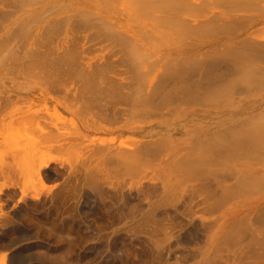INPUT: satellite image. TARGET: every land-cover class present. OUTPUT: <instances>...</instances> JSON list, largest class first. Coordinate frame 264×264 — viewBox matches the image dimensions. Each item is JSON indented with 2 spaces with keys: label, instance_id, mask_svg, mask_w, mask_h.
<instances>
[{
  "label": "rangeland",
  "instance_id": "obj_1",
  "mask_svg": "<svg viewBox=\"0 0 264 264\" xmlns=\"http://www.w3.org/2000/svg\"><path fill=\"white\" fill-rule=\"evenodd\" d=\"M7 1L10 2L11 0H0V40L5 39L2 40L4 42L0 43V46L2 45L0 50L3 48L5 49L1 51L4 53L0 52V264H264V143L261 142L262 137L264 138V113H190L192 110H199L197 107H200V105L210 110H215L218 107L217 105H221L220 108L226 110L234 106L244 105L241 99H244L245 103L246 101H260L261 96L264 95V86L262 87L261 85H264V82L262 78L261 81L263 83H259L260 79L256 80L257 78H255V75H258L260 71H257L264 66L262 60L259 61V59H254L256 63H252L254 60L251 59V65L258 64L261 66L259 69L256 67L257 73L252 72L253 70L255 71L253 67V70L249 71V76L253 77V79L255 78L254 85H256V87L252 84L246 87L247 85L244 83L243 86L240 85V87L236 85V88L244 89V86L246 87L245 89L247 91L244 89L245 92L240 89L243 93L242 95L241 92L240 95H238L239 89H237L236 92L235 88V91L232 90V93H235V95L233 94L234 96L225 97L226 94V96L232 95L230 90L231 87L227 86V84L223 86L225 92L224 90L221 92L219 88L221 93L219 92V94L217 92L219 95L214 94V97L206 91L208 95L212 96L211 99L218 96L220 99L223 97L221 101L227 102L225 103L226 105L223 102L218 104L220 100L217 98L216 101L209 99L208 106H206L208 102L205 99L204 104L201 103L198 105L197 99H195L194 96V98L189 96L192 92V89H189L190 93L188 96L196 101V103L194 101V104L193 101L186 102L187 99L189 100L188 96H186L187 99H182L181 94H179L180 96L174 97L173 99L164 101L157 99L155 101L157 102L155 105L156 108L150 109V105H146V109L147 106L149 107V113L142 106L141 108H143L146 113L144 110V113L142 111L141 113L138 111L136 113H131L136 105H141V101L139 100V103L136 102V105L133 104V107L129 110V103H126L129 100H125L132 95L130 93L134 95V93L138 91L131 92L134 85L133 88L129 90L132 84L131 86L129 85V89L128 86L127 88L124 87L126 84H123V82L127 83L129 80L130 83L133 82L132 78L128 79L129 76H133V73L130 74L128 72L130 66L128 68V63H125L123 60V51L128 49V47H125V50H123L122 47L120 48V45H117L124 40L118 43L114 42L113 36H116L115 33L110 36L113 38L108 39L105 38L106 36H104L105 39L102 36H100L102 38H99V36L95 34L96 30L98 31L99 28H103V26H99L101 22H99L96 17L98 15L101 16L100 13H107V16L108 14L110 15L108 12L114 10L113 4H109L107 7H105V5L104 7L100 5L101 9L100 6H97L98 8L96 7V11L99 12V14L96 12L97 16L95 13H93L92 16L90 14H87V17L84 16V18H88L87 21L83 18L84 24L82 27L84 28L85 25L86 29H79L81 25L78 29H72L73 26L69 25L70 20L73 22L76 18L70 16V18L66 20L67 22H65V19L74 11L77 12L81 10L76 4L64 2V5L70 4L69 6H71V8L65 7V9L61 2L58 6L57 4L59 1L54 0H36V2L33 0V3L31 2L33 5L30 3L31 0H29L30 5H28V2V4L24 5L26 2V0H24V2H20V6H17L20 0L18 2L17 0H13L10 3ZM14 2H16L15 5L12 4ZM263 2H260L261 5L257 4L258 6H256V4H254V6H264ZM111 5L113 6L112 8H110ZM207 6L208 5H204V12L211 9ZM59 7H61V10L58 9ZM181 7L182 6H180V8ZM187 7L190 9V12H194V10H192L193 6H186V8ZM197 7L199 8V6H196V9ZM253 7L251 10L255 9V7ZM62 8L65 10H62ZM107 9L109 11H107ZM182 9L183 8H181V10L179 9V15L182 13ZM183 10H185V8ZM199 10H197V12ZM251 10H249V14L246 15H255L252 19L257 18L256 14L264 13V9L261 7L260 10L259 8ZM5 12H7V16ZM190 12L188 13L189 15H186L187 13L184 12L185 14H182V17L188 18L189 21H192L191 23L185 19L184 21L183 18H177V15L175 16L178 20H182L179 21H184L183 24L180 22L183 26L179 25L175 17L173 18V20L176 19L174 21H177L175 23L170 19V23H173L174 28L172 24L171 26L169 25L170 23L167 24L168 26L166 25L169 20H164L167 26L164 27L165 25H161L162 23L159 21V23H157L155 19L144 22H140L141 20H134L135 23H133V20H130L131 22L125 21L123 29H129V25L130 27L133 26L134 28H132L133 31L131 32L120 31V28L115 26L116 29L119 30L118 32L126 33L124 38L127 35L132 37H130V40L128 37L127 41L129 40V43L124 41L125 46H130L134 41L133 44L138 43V45H142L141 47L134 45L135 47L137 46L142 49L146 48L143 51H140L137 47L134 48V50L138 51L140 54L144 55L149 52H151L149 54L153 52L157 53L151 55L153 57L149 54L150 57H148L147 54L146 56L144 55L147 62L144 61L145 63L143 62V66L140 64L143 68L141 70L139 69V71L142 73L143 70L151 66L149 65L147 67L149 63H152L151 60L155 61L154 58L160 61L158 63L156 60L157 63H155L157 65L155 64V68L153 67L154 63H152L153 71L151 67V69L148 68L150 70L147 69L151 71V76H149L150 74L144 76L142 74V77H140L144 79L146 76L144 80H146L147 83H144L145 85L148 86L149 82H152V80L158 82L161 78L159 74L162 72L166 75L168 74L167 70H170V66H167L169 69L165 70L164 64L165 62L167 63V60L169 62L170 58L171 62H173L172 64L170 62V64L173 66L176 65L174 62L180 59V61H177L179 67L182 65H180L182 61L181 57L183 60L185 56L191 59V54H193L191 57L194 58V55L198 53L199 56H197L198 54L196 55V61H201L202 57V60L204 59L205 61V59L209 57H200V52L209 48L211 41H215L217 37L227 38L232 35L231 33H239L243 28V26H241L242 28L240 27L241 24L239 22L241 21L242 24L245 23L244 25L253 22H250V20H246L247 22H243V20L236 21L240 25H236L237 27L234 26V29H236L234 32L227 33L225 32V28H228L227 24L229 22L231 24L234 22L235 24L233 20L234 17L229 16L226 18L227 22L219 20L214 22L216 28L221 22L227 23H224L226 24L225 28L224 24L221 23V27L219 28L224 29L216 35L219 28L216 30L214 25L212 27L213 23H210L211 25L208 24L209 26L207 24H205L206 26L204 25L207 31H214L212 28L215 29L213 33L210 31V33L203 31L204 26L201 29L200 26L196 28V26L194 27L193 25L196 22L199 23V20H203L202 18L207 15H200L197 12V14L192 12L193 16H191L192 13ZM1 14L3 16H1ZM194 14L200 17H194ZM27 15L28 18H26ZM61 16H64L65 19L62 17L63 20L60 19V21H57L58 19L56 18H61ZM89 16H91V18ZM93 16L96 17L94 18ZM82 17L78 16L79 21H77L76 26H78V22H80ZM92 17L97 20V23L99 22L97 25L99 26L98 29L90 26L92 24L91 21L94 23L92 25H96V21H93ZM98 18L100 19L101 17ZM55 19L58 23L62 22V26L63 23H65V27H61L62 29L59 31L55 30V28L51 29V27H54V24H56L54 22ZM90 19L92 20L90 21ZM87 23L91 24L88 25ZM141 23L144 26L148 24H159L161 27H157L154 31H147L145 28H142ZM185 23L187 26L189 25L188 23H190V25L192 24L193 27L196 28V31L201 29L202 34L206 32V38L201 37L204 34H200L201 32L199 31L198 34L201 36L197 35L192 25V32H190L191 28L190 30H188L189 28L185 29ZM230 23L228 26L230 25L233 27ZM177 24L183 28L178 27ZM49 25L51 26L49 27ZM86 25L87 27L90 26V28L88 27L87 29ZM169 26L170 28H168ZM44 27H48L50 30ZM177 27L178 29L182 28V31L179 32L178 29H176ZM74 30H80L82 32ZM102 31L100 32L102 33ZM177 31L179 33H173ZM226 31H229V28ZM46 32L47 34L50 33L51 35H49L51 37L47 35ZM100 32H98L99 35H101ZM170 32L173 33L171 34L172 40L180 38L178 39L179 42L181 39H187L190 44L186 43V46H184L187 40L182 41L183 45L178 43L176 39L174 41L170 40V35H168ZM185 32H189L190 34L194 32L196 35L192 36L194 33L191 34V36L188 34V37V35H186L187 33L185 35L181 34ZM259 32L262 34L261 36L264 37V32L261 30ZM259 32H256L257 35ZM162 33H168L167 37H169V40L172 41L173 44L168 38H164L167 44L160 45V42H164V40L161 41L164 37H162ZM214 33L215 36H213ZM256 33L254 37H256ZM141 34H143V36L148 34L149 39L151 38L150 35H152V37L155 35V37H158V41L160 36L162 38L159 43L151 38V45V43H148L150 42L148 40V35H146V41L145 37ZM106 35L108 36L109 34ZM181 35L186 36V38H183ZM155 37L153 39H155ZM136 38H140V40L138 41ZM257 38L259 40L260 37L257 36L256 39ZM131 40L133 41L131 42ZM259 41L264 40L261 39ZM11 42H13V44H11ZM191 42H193V45ZM3 43H5V47ZM133 44H131V47H133ZM121 45H123V43ZM54 46H56V48ZM58 46L60 48H58ZM73 46L77 48L75 50L76 52L74 51L75 54L73 52L74 55H72V50H70L75 49ZM38 50H42L39 53L40 55L34 54L36 52L38 53ZM55 50L57 52L59 51V54L56 53L57 55H60V52H62V56L69 53L67 55L69 57H65L67 59L71 56L69 61H72L71 59L73 58V62L74 59H76L75 56L79 57L81 53V57L84 60L77 57L75 63L80 62L81 64L79 63V66L82 70L87 65L88 68L85 67L83 70L84 72L85 70L89 72L94 68H98V66H94L93 69L91 68L96 62L97 64L99 63L100 69L102 68L100 63L103 65L105 62H107L105 65L110 62L114 63L109 64V66L115 65V68H107L104 65L107 69L113 70L111 73L108 71V73L106 68H103L107 72V75L109 74L108 78L106 77L107 82L111 79L112 84L106 82L102 86L107 87L102 88H108L111 96L110 98L114 100L115 98H112V95L117 93L114 91L118 89L116 87L120 84L121 86L123 85L122 88H124H120L121 86L119 85V89H122L119 90V92L122 91L121 93H125V91H127V93L130 94L129 97L127 96L124 99L123 95H119L120 97H118L121 99L118 97L116 98L121 100V104H117V101H120L116 99V104L114 103V106H110L115 108L110 109L109 104L105 101L108 97H105L104 102L102 98H98L100 97L98 94V100L100 101L101 99V101L104 102L101 108L103 106L106 107L102 112L106 111L107 113H97V108L98 112H100L101 109L96 107V103L93 104L95 106L91 108V112L89 110L90 107L87 106L88 102L86 103L85 100H87L89 96L93 97L89 95V92L92 91L91 88H94L93 86L96 85L95 83L97 81L94 82L93 85L90 82L92 76L89 77V82L88 80H84L87 77H83V74L77 73L79 72L78 70L76 72L75 69L77 66L75 63L74 65L72 64V66L69 64V68L67 67L68 65H64L62 69H59L61 71L56 70L60 74L55 72L54 68L50 70L51 66L48 64L46 65L43 61H45V57L50 59L52 57L51 55L56 52ZM77 50L80 52L79 54ZM44 51H46L45 54ZM52 51L55 52L53 53ZM22 53L24 56L28 54L27 57L25 56L22 58ZM31 53L33 54L32 57ZM226 53L227 52H225V54ZM230 53L231 52H228L226 55L224 54V56ZM137 54L138 53H136V55ZM13 55L15 57L20 56L22 61L20 59H15V61ZM44 55L47 56L44 57ZM159 55L161 57L163 55V58L159 59ZM175 56H177L176 59L174 58ZM38 57L39 59L36 61ZM140 57L138 56V58ZM172 57L174 59H172ZM42 58L44 59L42 60ZM135 59L136 61L138 60L137 58ZM225 59H227V62L230 56L228 55ZM131 60L133 61V59ZM136 61L134 62V66ZM10 62L11 65H9ZM21 62L24 63L21 65ZM29 62H34V64ZM37 62L41 65L39 66ZM82 62L85 63L83 66ZM248 62L249 63L246 62V65H249L242 68V70H244V73L241 72L242 74H247L245 70H250V60ZM195 64L196 66L199 64L198 67L200 66V68H198V71H200L195 74L194 72H196V69H194V72H191L197 76H199V73L203 75L204 70L202 68H204V66L200 63ZM184 65L188 67L189 64L187 65V63H185ZM10 66H13V69ZM21 66L23 71L19 72L18 68L22 70ZM26 66L30 67L28 68ZM163 66L165 68L164 70L162 69ZM173 66H171L172 71L176 67L178 69V66L172 69ZM193 66L192 64V67ZM66 67L67 69H65ZM192 67L190 65L187 70L190 71ZM221 67L224 68L226 72V69L231 66L221 65L220 68ZM89 68L92 70H89ZM63 69L65 71H63ZM262 69L264 70L263 67L261 70ZM69 70L70 74H73L71 77L68 73ZM215 70L216 69H214V71ZM218 70L220 69H217L216 72H218ZM129 71L131 72L132 70ZM148 71L144 73H148ZM172 71L169 72L174 73V71ZM228 72L231 71L228 70ZM62 73L68 75L65 76V74ZM76 73L78 76L80 74L83 76L78 77ZM176 73L180 74V72H175L174 74ZM192 73L191 76H194ZM235 73L238 72L235 71ZM241 73L239 72L238 74L241 76ZM95 74L97 75V73H94V76ZM178 74L174 77L176 80L182 75L181 74L179 77ZM217 74H219V72ZM217 74L213 72V75L217 76ZM63 75L65 78L68 77L69 79L66 81ZM157 75H159L158 77L160 78H157ZM185 75L190 76L187 74ZM94 76L92 79H94ZM139 76H141L140 73ZM208 76H210V74ZM232 76L233 75H230V77ZM100 77L101 76L98 77L97 75L95 79H100V82H102ZM210 77L209 80L213 78L212 76ZM59 78L64 82H60L61 80ZM79 78H81V80L83 78L84 81H82L85 85L80 82L81 80H79ZM136 78L137 80L135 81H140L138 79L139 77L136 76ZM166 78L164 77V79ZM194 78L198 79L196 76H194ZM194 78L188 82L195 80ZM202 78H204V76ZM206 78L208 79L207 76ZM180 79L181 81L185 80L184 82H187V77L184 79L181 77ZM223 79L226 80V76ZM178 80L177 83L180 82L182 84V82ZM238 80L240 81L241 79ZM238 80L236 81V83L238 82L237 84H239ZM75 81L77 85H75ZM93 81L94 80H92V82ZM104 81L105 78L103 83ZM228 81L231 84V81ZM159 82L157 84L154 83V85H158ZM86 83L91 84V87ZM229 83L228 85H230ZM240 84L242 83L240 82ZM259 84L261 85V89L258 87ZM160 85L161 84L158 85L159 90H161ZM225 86H227V88ZM251 86L258 90L253 89V91L250 90L248 92ZM113 87L116 88V90H113ZM88 88L91 91L87 90L86 92ZM161 88H163L162 85ZM110 89L115 94H113L112 91L111 94ZM82 90H84V92ZM229 90L230 92H228ZM254 90L257 92L254 93ZM92 92V95H94L95 91ZM97 92L98 91H96V93ZM194 93L193 91V95ZM244 93H250V95L244 96ZM160 94L162 95L163 93H159L158 91L155 96H160ZM7 95H13L14 98L10 97L12 100L14 99V101L11 100L12 102H10V97L8 98ZM202 96L200 97L201 99L205 98L204 96L202 98ZM205 96L208 100V96ZM94 97L92 99H97ZM224 97L226 99H224ZM108 100L110 101L109 98ZM182 100H184V102H182ZM110 102H112L110 103L111 105L114 101ZM210 102H212L211 105ZM216 102L217 105H214ZM84 107L88 108L89 113H86L88 112L86 111L87 109H85L86 112L84 111ZM123 108L128 109L130 113H127L128 111L126 112V110L121 113V110H118H123ZM111 110H113L114 113H111ZM114 110H118L119 112L115 113ZM151 110L154 111L151 112ZM252 132H256L255 134H257V132L261 133L259 136L257 135L259 139H256L257 141L254 146H249L250 148L248 149L236 148L233 142L238 140V137L246 139V135L248 134L249 136ZM45 140L49 143H45ZM150 141L151 143H149ZM39 145H41V147ZM46 145H48V147ZM33 157L36 158V161ZM45 163H48V167L42 170L43 178L41 179L38 172ZM251 171H253V173L255 172V174L250 173ZM249 175H252L257 181H252V177ZM247 176L250 177V179L248 177L250 182H247ZM239 177H242V179L246 177L247 180L245 181L247 184L244 183V185ZM257 177L260 179H257ZM244 179L243 182H245ZM236 180L241 181L240 186L238 185L239 181ZM220 188H222V193ZM226 188L227 190L231 188V195L224 192ZM232 191L234 192L232 193ZM227 192H229V190ZM226 195L228 196L226 197ZM241 220L243 222H241ZM239 222H241L240 225ZM244 224L247 225L245 226ZM233 228L237 231L240 230V234L237 233L236 230L234 231ZM233 231L236 233H232ZM231 234H234V236Z\"/></svg>",
  "mask_w": 264,
  "mask_h": 264
},
{
  "label": "bare ground",
  "instance_id": "obj_2",
  "mask_svg": "<svg viewBox=\"0 0 264 264\" xmlns=\"http://www.w3.org/2000/svg\"><path fill=\"white\" fill-rule=\"evenodd\" d=\"M6 1V0H5ZM11 1H13V0H11ZM10 1V2H11ZM19 0H17V2H18ZM22 1L24 2V0H20L19 2H18V4H17V6H20V4L22 3ZM35 2H36V0H34ZM38 1V0H37ZM40 1H43V0H40ZM54 1H59V3L57 4L58 6H59V4H63L64 5V2H71L72 4H76V5H78L79 6V8L82 10V12H81V10H79V11H77L78 12V14H77V12L76 11H74L73 13H71V14H69V16H68V18H66L65 19V15L64 16H61V18H56V19H58L57 21H60V19L61 20H63L62 19V17L65 19V22H67L66 20L67 19H69L70 18V16L72 17L73 16V18H76V20L75 21H71L70 20V24L69 25H71V26H73L72 27V29H78L79 28V26H80V28L79 29H81V28H83L82 26H83V22H84V19H85V21H87L88 20V18H86L87 17V14L89 15H91L92 16V14L93 13H95V15L97 16V13L99 14V12H97L96 11V7L98 6H102V7H104V5H105V7H107V5L109 6V4H113L114 5V7L111 5L110 6V8H112L113 7V11L112 12H108V13H110V15L108 14V16L106 15V14H102V13H100L101 14V16H95L96 17V19H98V21L99 22H101L100 23V25L99 26H103V28L101 29V28H99V26H97L98 24H99V22L97 23V20L96 19H93V17H92V19H93V21H96V25H92V24H94L91 20L92 19H90V21H91V23H87L88 25H90L91 27H94V28H96V29H98V31L96 32L95 31V34H97L98 36H99V38H104V36H106L105 38L106 39H108V38H113L114 37V42L115 43H118L119 41L121 42V40H124L126 43H129L130 41V35L128 36H126L125 38H124V36L126 35V33L124 34V33H121V32H118L119 30L121 31H133V29L132 28H134L133 26L132 27H130V25H129V29L127 28L126 30H124L123 29V25H124V23H125V21L126 22H131L130 20H133V23H135L134 22V20L136 21V20H141L140 22H144V21H147V20H153V19H155V21H157V23H159V22H161L162 24L161 25H165V23L166 22H164V20H169V22L167 21V23H166V25L167 24H169L170 23V19L172 20V22L173 23H175V22H177V21H174V20H176L178 17H180V18H183L182 17V14H185L184 12H186L187 14L186 15H189L188 13L190 12L189 10V8H188V10H187V8H186V6H189V7H191V6H193L191 9L192 10H194V12L193 13H195V14H204V15H207V16H204L202 19L203 20H199V23L198 22H196V23H194L193 25H194V27L196 26V28H199L198 26H200L201 27V29L203 28V26L205 25V24H209V25H211L210 23H213L212 24V27H213V25H214V22H216V21H226V18L227 17H234L233 18V20L235 21V24H234V22L231 24L230 22V24L231 25H233V27H231L230 25V27L228 26V24L226 23V22H221V23H226L227 24V27L229 28V31H226L228 28H225V26H226V24H224V28L226 29L225 30V32H234V30H236V29H234V26H236V25H240V27L241 26H243V28L241 29L240 27V32L239 33H237V34H233V33H231L232 35H230L229 37H227V38H216L215 39V41H211V43H210V47L209 48H207L206 50H204L203 52H200V57L201 56H207V57H209L208 59H205V61H204V59L202 60V58H201V61H196V57L197 56H199V54L197 55V54H195L194 55V58L193 57H191L193 54H191V56H190V58L191 59H189V58H187L186 56V58L184 57V60H183V58L181 57V62H180V67L178 66V63H177V61H180V59H178V60H176V62H174L176 65L175 66H173V65H171L173 62H171V58L169 59L170 61L168 62V60H167V63L165 62V68H164V66H163V70L165 69V70H167V69H169L170 68V70H167L168 71V77H167V75L165 74V73H163L162 71V75L161 74H159L160 76H161V78L160 77H158L159 75H157V78H160L159 80H158V82H159V84H161L162 85V87L163 88H161V85H160V89L162 90H159L158 88V85H154V83L155 84H157L158 82H156V80H155V82L152 80V82H149V84H148V86L147 85H145L146 83H147V81L146 80H144L145 78H146V76L144 77V79L143 78H140V77H142V74H143V76L144 75H149L150 74V72L151 71H148V70H150L151 68H152V63H154V65H153V67L155 66V64L157 63L156 62V60H157V58H154L155 59V61H152L151 60V64L149 63L148 65H147V67L149 66V65H151L150 67H148V68H150V69H148V68H146V70H143V72L141 73V71H139V69L141 70L143 67H141V66H143V62L144 61H146V54H144V55H142V54H140L138 51H136V50H134V48H136L137 46H142V45H138V43L137 44H133V40H131V44H133V47H131L132 45L130 44V46H125L124 45V41H122L121 43H119V44H117V45H120V48L122 47V49L123 50H125V47L127 48L128 47V49H126L125 51H123L124 52V56H123V60H124V62L125 63H128V68H129V66H130V68H129V70H132L131 72L128 70V72L130 73V74H132L133 73V76L131 75V76H129L128 77V79H131L132 78V81L133 82H127V83H124L123 81V84H126V86L124 85V87H126L127 88V86H128V89L130 88V86H131V84H132V86H131V88L129 89V90H131L132 88H133V85H134V88L131 90V92H135V91H137V93L135 92L134 93V95H133V93H130V94H132L130 97H132V98H130L129 97V93H127V91H125V93H121V92H119V90H122L123 88H122V86L120 85V84H118V86L116 87V88H118L117 90H116V88H114L113 87V90H116V91H114L115 93H113V91L110 89V93H111V91H112V93L113 94H115V95H112V98H115L114 100L112 99L111 100V96H110V94H109V90H108V88H106V89H103V88H105V87H107V86H102V85H104L106 82H107V80H106V77L108 78V75H107V72L108 71H110V73H111V71H113V70H111V69H107V68H111V67H114L115 65H113V66H109V64H114V63H112V62H110V63H108V64H106L105 65V63H107V62H105L104 63V65L107 67H105L102 63H100V65H102V68L100 69V67H99V63L97 64V62H96V64H94V63H91V64H94V65H92V69L94 68V66L96 67V66H98V68H94L93 70L92 69H90L89 68V70H92V71H89V72H86V70H85V72L83 71L84 70V68L85 67H87V65L83 68V70H82V68H80V66H79V63H75V61H76V59H77V57L75 56V58L76 59H74V62H73V58L71 59L72 61H69L70 60V58H71V56H70V58H67L66 59V57L65 56H67L68 54H65V55H61V53L62 52H60V55H57V54H59L56 50V52L54 53L53 51V53L55 54H52L51 56L53 57H48V58H50V59H47V57H45V56H47V55H44V57H45V61H43V63L45 62L46 63V65L48 64L49 66H51L50 67V70H51V68H54L55 69V72H57L56 70H59V69H62V67H64V65H68L67 67L69 68V64H71V66H72V64L74 65V63H75V65L77 66L76 67V72H77V70L79 71V72H77V73H81V74H83L82 76L83 77H87V78H85L84 80H88L89 79V77H91V80H90V82L94 85V82H96L95 84L96 85H92L94 88H91V90L92 91H95L94 92V95H92L93 94V92L88 88V89H86V92H87V90H89V91H91V92H89L88 94L89 95H91V96H95L96 98L98 97L97 95L99 94V96L100 97H98V98H102L103 99V101L105 100V97H108L109 99H110V101H114L113 102V104H111L110 105V103H112V102H110L109 100H108V98H106L107 100H105L106 102H107V104H109V108L111 109L112 107H110V106H114L115 104H116V97H118L119 95H123L124 96V99H125V97H129V98H126L125 100L127 101V99L129 100V101H125V100H122V101H125L126 103H129L128 104V106L130 107V109H129V107H128V109L129 110H131V107H133V104L134 105H136L135 103L136 102H138L139 100L141 101V105L139 104L138 106L136 105L135 107H134V109L131 111V113H136L137 111L139 112V113H141V111L143 112V108H141V106L142 107H144L145 109H146V105H150V109H152V108H156L155 107V105L157 104V102H155L157 99L158 100H161V101H164V100H167V99H173L174 97H177V96H180L179 94H181V98L183 99H185L186 98V96H188L189 95V91L191 90L192 92V94L190 93V97H195V99H197L196 101H197V103H198V105L199 104H201V103H205V100L208 102H206L207 104H206V106H208V104H209V99H211L212 98V96L214 95V94H217V95H219L223 90H224V88H223V86L225 85V84H227V86H229V87H231L230 88V90H231V93H232V90L233 91H235V88H236V85L238 86L239 85V87H240V85L241 86H243V83L244 84H246L247 86L246 87H248L249 85H254V82H255V78H257L256 80H259L258 82L259 83H261L262 81H261V79L263 78V82H264V70H263V72H262V70H261V68L263 67L264 68V66H259L258 64H252L251 65V59H255V60H257V59H259V61H261L262 60V63H264V41H259V40H264V37L263 36H261L262 34H260V30L261 31H263L264 32V13H259V14H256V19L254 18V19H252V17H254V16H248V15H246V14H249L248 12H249V10H251V8L254 6V4H256V6H258V5H261V1L263 2L264 0H54ZM8 2V1H7ZM10 2H8V3H10ZM21 2V3H20ZM29 3V0L27 1L26 0V2L24 3V5L25 4H28ZM33 3V0H31L30 1V3ZM61 2V3H60ZM6 3V2H5ZM30 3L28 4V5H30ZM31 3V4H32ZM37 3H39V2H37ZM264 3V2H263ZM1 4V3H0ZM12 4H16V2H14V3H12ZM258 4V5H257ZM3 5V4H2ZM10 5V4H9ZM23 5V4H22ZM33 5V4H32ZM63 5H60V6H63ZM68 5V6H67ZM65 4L64 5V7L63 8H67V7H69V8H71V6H69L70 4ZM201 5H203V6H201ZM204 5H208L207 7H210L211 9H207L206 11L207 12H204V10H205V8H204ZM251 5H252V7H251ZM4 6H5V4H4ZM92 6V7H91ZM101 6H100V9H101ZM180 6H182L181 8H185V10H183L182 9V13H180V15H179V9L181 10V8H180ZM196 6H199V8L197 7V9H196ZM256 6H254L255 7V9H252V10H256V8L258 9L259 8V10H260V7L261 8H263L264 9V6H259V7H256ZM97 7V8H98ZM195 7V8H194ZM202 7H203V9H202ZM253 7V8H254ZM47 8V7H46ZM62 8V10H65V9H63ZM68 8V9H69ZM74 8V7H73ZM90 8H91V10H90ZM93 8V9H92ZM54 9V8H53ZM56 9V8H55ZM59 10H61V7H59L58 8ZM95 9V10H94ZM106 9V8H105ZM196 9V10H195ZM199 9H201V10H199ZM58 10V11H59ZM103 10V9H102ZM197 10H199L198 12H197ZM251 10V11H252ZM262 10V9H261ZM40 11V10H39ZM95 11V12H94ZM107 11H109L108 9H107ZM184 11V12H183ZM258 11V10H257ZM47 12V11H46ZM60 12V11H59ZM75 12H76V15H75ZM91 12V13H90ZM97 12V13H96ZM105 12V11H104ZM192 12H190V13H192ZM197 12V13H196ZM6 13V16H7V12H5ZM193 13L191 14V16H193ZM10 14V13H9ZM8 14V15H9ZM47 14V13H46ZM45 14V15H46ZM49 14V13H48ZM74 14V15H73ZM195 14H194V17H197V16H195ZM177 15V18L175 17ZM1 16H3L2 14H1ZM66 16V17H67ZM75 16V17H74ZM78 16L79 17H82V19L84 18V16H86L83 20L81 19L80 20V22H78V26H76V24H77V21H79V18H78ZM91 16H89L90 18H91ZM5 17V16H4ZM31 17V16H30ZM94 17V18H95ZM98 17H101L100 19L98 18ZM176 18V19H174L173 20V18ZM198 17H200V16H198ZM197 17V18H198ZM3 18V17H2ZM26 18H28V15H27V17ZM25 18V19H26ZM73 18H71V19H73ZM56 19H55V23L56 24H54V27H51V29L52 28H55V30H60V29H62L63 27H65V23H63V26H62V22L60 23H58V22H56ZM187 20V21H189V19L188 18H183V20ZM245 19V20H244ZM74 20V19H73ZM101 20V21H100ZM162 20H163V22H162ZM178 20V19H177ZM179 20H181V19H179ZM178 20V23H179V25H182L183 23H184V21L183 22H181V21H179ZM232 20V19H231ZM241 20H243V22H247L246 20H250V22L251 21H253V22H251V23H248V24H246V25H244V24H242L241 22ZM21 21H23V20H21ZM89 21V22H90ZM116 21H117V23H116ZM159 21V22H158ZM186 21V22H187ZM202 21V22H201ZM236 21H241V22H239L240 24H238V22H236ZM64 22V21H63ZM76 22V23H75ZM81 22H82V24H81ZM182 24H181V23ZM190 23L192 22L191 20L189 21ZM75 23V24H74ZM102 23H104V24H102ZM173 23H170L169 25L171 26V24H172V27L174 26L173 25ZM190 23H188L189 25H190ZM221 23L219 24V26L217 27V28H219V27H221ZM237 23V24H236ZM26 24V23H25ZM73 24V25H72ZM102 24V25H101ZM137 24V23H136ZM197 24V25H196ZM74 25H75V27H74ZM138 25V24H137ZM141 25H142V23H141ZM161 25H159V24H152V25H150V24H148V25H142V28L144 29H146L147 31H154V30H156L157 29V27H161ZM164 26V27H167V26ZM186 25V26H185ZM188 25V26H189ZM192 25V24H191ZM191 25L188 27L187 26V24L185 23L184 24V26L186 27H184L185 29H188V30H190V28H191ZM193 25H192V27H193ZM208 25V26H209ZM51 25H49V27H50ZM53 26V25H52ZM90 26H88L89 28H90ZM115 26H118V28H120L119 30L118 29H116V27ZM170 26L168 27V28H170ZM176 26V25H175ZM177 26H178V24H177ZM183 26V25H182ZM182 26H178V27H182ZM206 26V25H205ZM205 26H204V30L203 31H206V32H208V33H210V32H215V29H213L212 28V30H214V31H210V30H208L207 31V29L205 30ZM223 26V25H222ZM62 27V28H61ZM86 27H87V25H86ZM88 27H87V29H88ZM163 27V26H162ZM178 27L176 28V29H178ZM193 27V29L195 30L196 28H194ZM237 27V26H236ZM44 28H48V27H44ZM174 28V27H173ZM183 28V27H182ZM182 28H180V29H178V31L180 32V31H182ZM210 28V27H209ZM208 28V29H209ZM214 28H216V26L214 25ZM217 28H216V30H217ZM223 28V29H224ZM232 28V29H231ZM238 28V29H239ZM70 29V28H69ZM83 29H86L85 28V25H84V28ZM101 29V30H100ZM114 29H116V30H114ZM175 29V30H176ZM192 28H191V31L190 32H192V30H193ZM201 29L199 30L198 29V31L199 32H201L200 34H202V31H201ZM211 29V28H210ZM223 29H218V31L216 32V35H217V33L219 34L220 33V31L222 32L223 31ZM48 30H50L49 28H48ZM103 30V31H102ZM109 30V31H108ZM111 30H113V31H111ZM184 30V29H183ZM231 30V31H230ZM259 32V34H260V36H259V34L257 35V31ZM74 31H77V32H79L78 30H74ZM100 31H102V33L100 32ZM173 32V33H179V32ZM187 31V30H186ZM198 31H194V32H196V34L197 35H200V34H198ZM210 31V32H209ZM55 32V31H54ZM80 32H82V31H80ZM98 32H100V34L101 35H99V33ZM109 32V33H108ZM193 32V33H194ZM206 32H204L202 35L203 36H201V37H205V33ZM23 33V32H22ZM52 33V32H51ZM109 34L108 36L106 35V34ZM114 33L116 34V36L114 35ZM172 32H170V34H168V33H162V37L160 36V38H159V41L161 40V38H162V40L161 41H163L164 40V42H160L159 43V41H158V37H155V35L152 37V35H150L151 36V38H152V40H156V42L157 43H159L160 45L162 44V45H164V44H167L166 43V40L164 39V38H168V40H169V37H167V34L168 35H170V40H172V36H171V34H173ZM187 33V34H186ZM193 33H191V34H193ZM256 33V37L258 36V37H260L259 38V40H258V38L256 39V37H254V34ZM262 33V32H261ZM46 34H47V32H46ZM50 33H48L47 35H49ZM104 34V35H103ZM119 34V35H118ZM122 35V37H121V35ZM182 35H188V34H190L189 32H185L184 34L183 33H181ZM191 34H190V36H191ZM195 33H194V35H192V36H195L196 35ZM207 34V33H206ZM51 35V34H50ZM49 35V36H50ZM111 35H114L113 37H110ZM142 36H143V34H141ZM146 35H148V34H146ZM143 36V37H145V40L147 39L146 37L147 36ZM161 35V34H160ZM176 35V34H175ZM177 35H179V34H177ZM181 35V36H182ZM209 35H211V34H209ZM229 35V34H228ZM263 35H264V33H263ZM100 36H102V37H100ZM180 36V37H181ZM212 36V35H211ZM213 36H215V33L213 34ZM13 37V36H12ZM11 37V38H12ZM51 37V36H50ZM128 37H129V40L127 41V39H128ZM155 37V39H153ZM183 38H186V36H182ZM188 37H189V35H188ZM187 37V38H188ZM210 37V36H209ZM261 37H263V38H261ZM104 38V39H105ZM118 38V39H117ZM124 38V39H123ZM132 38V37H131ZM151 38L149 39V35H148V40L150 41V42H148L149 44L151 43V45H152V41H151ZM177 38H178V36H177ZM198 38V37H197ZM206 38V37H205ZM116 39V40H115ZM137 39V38H136ZM174 39V38H173ZM176 39V38H175ZM174 39V40H175ZM178 39H180V38H178ZM178 39H176V41L178 42ZM190 39V38H189ZM195 39V38H194ZM199 39V38H198ZM2 40H5V39H1L0 40V43H2V42H4V41H2ZM7 40H8V38H7ZM16 40V39H15ZM19 40V39H18ZM138 41L140 40V38L139 39H137ZM169 40V41H170ZM174 40H172V41H174ZM187 39H181V40H179V42L178 43H180L181 45H183V43H182V41H186ZM259 41V43H258V41ZM117 41V42H116ZM147 41V40H146ZM168 41V42H169ZM172 41H170L172 44H173V42ZM188 41L189 40H187L185 43H184V46H186L185 44L186 43H188ZM7 42H9V41H7ZM17 42V41H16ZM22 42V41H21ZM169 42V43H170ZM261 42V43H260ZM123 43V45H121ZM125 43V44H126ZM192 43V45H193V42H191ZM4 44V47H5V43H3ZM8 44V43H7ZM11 44H13V42H11ZM23 44V43H22ZM74 44H75V42H74ZM188 44H190V42L188 43ZM195 44V43H194ZM9 45V44H8ZM18 45V44H17ZM21 45V44H20ZM127 45H129V44H127ZM134 45H137L136 47L134 46ZM196 45V44H195ZM2 46V45H1ZM1 46H0V48H1ZM23 46V45H22ZM21 46V47H22ZM39 46V45H38ZM41 46H42V44H41ZM124 46V47H123ZM178 46V45H177ZM205 46V45H204ZM204 46H202V47H204ZM14 47V46H13ZM36 47V46H35ZM34 47V48H35ZM47 47V46H46ZM55 48H56V46H54ZM53 47V48H54ZM144 47V46H143ZM200 47V46H199ZM198 47V48H199ZM206 47V46H205ZM3 48V47H2ZM15 48V47H14ZM37 48V47H36ZM35 48V49H36ZM58 48H60L59 46H58ZM57 48V49H58ZM73 48H75V46H73ZM131 48H133V49H131ZM137 48H139V47H137ZM156 48V47H155ZM4 49V48H3ZM3 49H1L0 50V52L3 50ZM10 49V48H9ZM8 49V50H9ZM29 49H31V48H29ZM38 49V48H37ZM36 49V50H37ZM77 48H75L74 50L73 49H70V50H72V55H74L75 54V50H76ZM140 49V51H143L144 49H146V48H139ZM139 49H137V50H139ZM5 50V49H4ZM13 50V49H12ZM12 50H11V52H12ZM26 50V49H25ZM34 50V49H33ZM33 50H32V53H33ZM54 50V49H53ZM62 50V49H61ZM60 50V51H61ZM133 50V51H132ZM17 51V50H16ZM21 51V50H20ZM23 51V50H22ZM35 51V50H34ZM39 51V50H38ZM40 51H42V50H40ZM40 51L37 53H34V54H38V55H40L39 53H40ZM47 51V50H46ZM46 51H44V54H45V52ZM75 51V52H74ZM146 51V50H145ZM202 51V50H201ZM28 53H30L29 51H27ZM73 52H74V54H73ZM225 52H231L230 54H228L229 56H230V59H228V61L226 62V60L227 59H225L226 57H228V55L227 56H224V54H225ZM1 53H4V52H1ZM31 53V54H32ZM51 53V52H50ZM57 53V54H56ZM70 53H71V51H70ZM77 53L79 54L80 52H78V50H77ZM126 53V54H125ZM136 53H138V54H140V55H138L140 58H138V56L136 55ZM149 53H151V52H149ZM148 53V54H149ZM226 53V54H227ZM234 53V54H233ZM10 54V53H9ZM14 54H15V52H14ZM17 54V53H16ZM19 54H21V53H19ZM25 54V53H24ZM31 54H29V55H31ZM63 54H64V52H63ZM147 54V56L148 57H150L151 55H155V54H157V53H155V52H153L152 54H149L148 55ZM225 54V55H226ZM28 55V54H27ZM27 55H25L26 57H27ZM37 55V56H38ZM197 55V56H196ZM215 55V56H214ZM218 55V56H217ZM14 56V55H13ZM17 56H19V55H17ZM22 58L23 57H25L24 55H23V53H22ZM33 56V54L31 55V57ZM214 56V57H213ZM28 57H30V56H28ZM67 57H69V56H67ZM73 57V56H72ZM142 57H144V58H142ZM147 57V58H148ZM151 57H153V56H151ZM159 59H162L163 58V55H162V57L159 55ZM176 57L177 56H175L174 58L176 59ZM199 57V58H200ZM213 57V58H212ZM36 58V57H35ZM35 58H33V59H35ZM79 59L80 58H82L81 57V53H80V55H79V57H78ZM135 58H137L138 60L136 61V59ZM173 57H172V59H174ZM212 58V59H211ZM7 59V58H6ZM9 59V58H8ZM12 59V58H11ZM19 60L20 59V56L19 57H15L14 56V60ZM39 59V57L36 59V61ZM44 58H42V60H43ZM83 59V58H82ZM131 59H133V61L135 60L136 61V63H135V66H134V62L131 60ZM149 59V58H148ZM147 59V60H148ZM153 59V60H154ZM13 60V61H14ZM15 60V61H16ZM21 60V59H20ZM84 60V59H83ZM194 60V61H193ZM250 60V70H245V71H247V74L245 73V74H242L241 72H243L244 73V70H242V68H245V66H248V65H246L247 63H249L248 61ZM255 60H254V62H252V63H256L255 62ZM4 61H5V59H4ZM12 61V62H13ZM22 61V60H21ZM27 61V60H26ZM31 61H34V60H31ZM35 61V62H36ZM40 61V60H39ZM79 61V60H78ZM158 61V60H157ZM189 61V62H188ZM192 61V62H191ZM6 62V61H5ZM9 62V61H8ZM41 62V61H40ZM147 62V61H146ZM156 62V63H155ZM160 61H158V63H159ZM170 62H171V64H170ZM200 63L201 65H203L204 66V68H202L201 70L203 71V75L201 74V73H199L198 75L199 76H197V75H195L197 72H199L198 71V68H200V66L198 67V65L199 64H197V66H196V64L195 63ZM204 62V63H203ZM247 62V63H246ZM15 63V62H14ZM22 63H24V62H21L20 64L22 65ZM29 63H33L34 64V62H29ZM38 63V62H37ZM42 63V62H41ZM145 63V62H144ZM185 63H187V65H188V67L187 66H185L184 64ZM194 65L193 67H192V64ZM203 63V64H202ZM258 63V62H257ZM16 64V63H15ZM78 64V65H77ZM81 64V63H80ZM83 64H85V63H83L82 62V66H83ZM140 64H141V66H140ZM168 64V65H167ZM225 64V65H224ZM3 65H4V62H3ZM9 65H11V62H10V64ZM29 65V64H28ZM38 65H39V63H38ZM41 65V64H40ZM39 65V66H40ZM45 65V64H44ZM45 65V66H46ZM157 65V64H156ZM190 65H191V67L193 68H190L189 70L190 71H188L187 69L190 67ZM231 66V67H229V68H227L226 70V72H225V70H224V68H220V66ZM13 66H14V64H13ZM12 66V67H13ZM18 66V65H17ZM23 66H25V65H23ZM32 66V65H31ZM34 66V65H33ZM37 66V65H36ZM139 66H140V68H139ZM167 66L169 67V68H167ZM171 66H173L172 67V69L173 68H175L176 66H178V69L179 70H182V71H179L178 69H177V67L173 70L174 71V73L175 72H180V74H178V73H176V74H174V73H170L172 70H171ZM196 66V67H195ZM203 66H201V67H203ZM5 67V66H4ZM9 67V66H8ZM11 67V66H10ZM11 67V68H12ZM26 67H30V66H26ZM67 67L65 68V69H67ZM75 67V66H74ZM106 68V71L104 70L105 68ZM137 67H138V71H137ZM187 67V68H186ZM217 67H219V68H217ZM255 69V71L253 70V68ZM256 67H257V69H259V67H261L260 68V70H258L257 71V69H256ZM6 68V67H5ZM21 68H22V66H21ZM34 68V67H33ZM39 68V67H38ZM73 68V67H72ZM88 68V67H87ZM104 68V69H103ZM115 68V67H114ZM136 68V69H135ZM155 68V67H154ZM185 70H183V69ZM186 68V69H185ZM231 68H233V69H231ZM7 69V68H6ZM13 69V68H12ZM19 69V72L20 71H23V68H22V70H20V68H18ZM25 69V68H24ZM47 69H49V68H47ZM71 69V68H70ZM138 72V75H137V72L135 71V70ZM148 69V70H147ZM194 69H196V72H194ZM214 69H216L215 71H214ZM217 69H220V70H218V72H219V74H217L218 72H216L217 71ZM236 69V70H235ZM241 71H240V70ZM11 70V69H10ZM26 70V69H25ZM31 70V69H30ZM35 70V69H34ZM73 70V69H72ZM74 70V71H75ZM88 70V69H87ZM154 69L152 68V71H153ZM177 70V71H176ZM223 70V71H222ZM228 70L229 71H231V72H228ZM239 70V71H238ZM253 70V71H252ZM18 71V70H17ZM33 71V70H32ZM47 71V70H46ZM59 71H61V70H59ZM63 71H65L64 69H63ZM67 71V70H66ZM98 71V72H97ZM148 71V73H144V72H147ZM167 71H165V72H167ZM170 71V72H169ZM172 71V72H173ZM187 71V72H186ZM194 72L195 74H193L192 72ZM201 71V72H202ZM212 71V72H211ZM221 71V72H220ZM235 71L236 72H240L242 75L240 76V74H238V73H235ZM249 71H252V72H259L258 73V75H255V74H253V75H255L254 77V79H253V77H251V76H249L250 75V72ZM31 72V71H30ZM49 72V71H48ZM51 72V71H50ZM54 72V71H53ZM103 72H104V74H103ZM135 72H136V74H135ZM194 75V76H196V77H198V79L197 78H194V76H191V73ZM210 72V73H209ZM213 72H214V74H217V76H215V75H213ZM216 72V73H215ZM256 72V73H257ZM17 73V72H16ZM24 73V72H23ZM47 73V72H46ZM57 73H59V72H57ZM69 74H70V70H69V72H68ZM76 73V74H77ZM94 73H97V75H98V77L99 76H101L100 78H101V80H102V82H100V79L99 80H97V79H95L96 77H97V75L95 74V76H94ZM106 73V74H105ZM109 73V72H108ZM139 73H140V75L141 76H139ZM160 73V72H159ZM207 73H208V75L210 74V76H212L213 78L212 79H210L209 80V78H211L210 76H208L207 75ZM231 73V74H230ZM233 73V74H232ZM235 73V74H234ZM22 74V73H21ZM27 74V73H26ZM28 74H30V73H28ZM52 74V73H51ZM56 74V73H55ZM60 74V73H59ZM62 74H65V76H67L66 75V73H62ZM81 74L79 75V76H81ZM100 74H102V75H100ZM178 74V76L180 77V75L182 74H184L183 76L181 75V77L184 79V78H186L187 77V82H184L185 80H183V81H181V77L180 78H178L181 82H182V84L180 83V82H178L177 83V80L174 78L176 75ZM185 74H187V75H190V76H186ZM206 74V75H205ZM23 75V74H22ZM24 75H25V73H24ZM23 75V76H24ZM71 75H73V74H70V77H71ZM104 75H106V76H104ZM164 75H166V76H164ZM200 75H202V76H200ZM230 75H233L232 77H230ZM252 75V74H251ZM65 76L63 75V77L65 78ZM74 76H75V73H74ZM77 76H78V74H77ZM76 76V77H77ZM78 76V77H79ZM81 76V77H82ZM93 76H94V79H92L93 78ZM135 76V77H134ZM136 76L137 77H139L138 79L140 80V81H135V80H137V78H136ZM149 76H151V74L149 75ZM177 76V77H178ZM204 76V78H202ZM206 76L208 77V79L206 78ZM214 76H215V78H214ZM225 76H226V80L225 79H223V78H225ZM52 77V76H51ZM54 77V76H53ZM62 77V76H61ZM164 77L166 78V79H164ZM188 77H191V78H188ZM216 77H217V79H216ZM104 78H105V81H104V83H103V80H104ZM148 78V77H147ZM192 78H194L195 80H192V81H190V82H188L189 80H191ZM61 81L60 82H64V81H62V79L61 78H59ZM66 79V81H67V79H69L68 77L67 78H65ZM74 79V78H73ZM134 79V80H133ZM163 80V82H162V80ZM199 81H197V80ZM216 79V80H215ZM232 79V80H231ZM238 79H241L240 81L238 80ZM77 80V79H76ZM79 80H81V78H79ZM82 80H83V78H82ZM80 81V82H82L84 85H85V83L83 82V81ZM89 80H88V82H89ZM92 80H94L93 82H92ZM172 80V81H171ZM178 80V81H179ZM213 80H215V81H213ZM228 80H230L231 81V84L229 83V81ZM239 81V84H237L236 83V81ZM65 81V82H66ZM69 81H71V80H69ZM78 81V80H77ZM135 81V82H134ZM144 81V82H143ZM172 83H171V82ZM174 81V82H173ZM176 81V82H175ZM220 81V82H219ZM221 81H222V83H221ZM224 81V82H223ZM55 82V81H54ZM101 84H100V83ZM226 82V83H225ZM240 82L242 83V84H240ZM262 82V83H263ZM103 83V84H102ZM107 83H110V84H112L111 83V79H109V82H107ZM128 83H130V84H128ZM135 83H137V84H135ZM145 83V84H144ZM166 83V84H165ZM218 83H220V84H218ZM228 83L230 84V85H228ZM57 84V83H56ZM61 84V83H60ZM86 84H88V83H86ZM128 84V85H127ZM221 84H222V86H221ZM258 84V83H257ZM75 85H77L76 84V81H75ZM89 85V87H91L90 85L91 84H88ZM99 85V86H98ZM107 85H109V84H107ZM114 85V84H113ZM119 85L121 86L120 88H122V89H119ZM130 85V86H129ZM154 85V86H153ZM165 85V86H164ZM262 85V87L264 86L263 84H261ZM260 84H259V88H260V86H261ZM97 86H98V88H97ZM101 86V87H100ZM152 86H153V88H152ZM222 88H221V87ZM227 86H225L226 88H227ZM255 87H256V85H254ZM83 87V86H82ZM100 87V88H99ZM103 87V88H102ZM136 87V88H135ZM138 87V88H137ZM245 86H244V89L246 88ZM255 87H253L252 88V86H251V89L249 88L248 89V92L250 91V90H252L253 91V89H257V88H255ZM84 88H86V87H84ZM83 88V89H84ZM103 90H102V89ZM152 88V89H151ZM202 88V89H201ZM221 89V92H220V89ZM135 89V90H134ZM151 89V90H150ZM155 89V90H154ZM157 89H158V91H159V93H163L162 95L160 94V96H155L157 93H158V91H157ZM190 89V90H189ZM229 89V88H228ZM237 89H239V94L238 95H240V92L241 91H243V92H245V91H247L246 89H245V91H244V89H242V88H236V92H237ZM240 89H242L241 91H240ZM261 89V88H260ZM102 92H101V91ZM106 90V91H105ZM140 90V91H139ZM187 90V91H186ZM201 90V91H200ZM219 90V91H218ZM230 90L228 91V92H230ZM258 90V89H257ZM83 92H84V90H82ZM96 91H98L97 93H96ZM100 91V92H99ZM103 91H105V92H103ZM185 91V92H184ZM193 91L195 92L194 93V95H193ZM206 91L211 95L212 94V96H210V95H208V93H206ZM227 91V90H226ZM251 91V93L253 94V92ZM141 92H142V94H141ZM144 92V93H143ZM186 93V94H184V93ZM199 92V93H198ZM201 92V93H200ZM203 92H204V94L205 95H207L208 96V100H207V97L203 94ZM219 94H218V93ZM224 92H225V90H224ZM247 92V93H248ZM257 92V91H256ZM255 92V90H254V93H256ZM111 93V94H112ZM247 93H244L245 95L244 96H246V95H250V93L249 94H247ZM262 93V92H261ZM85 94H87V93H85ZM104 94V95H103ZM106 94V95H105ZM109 94V95H108ZM125 94V95H124ZM128 94V95H127ZM137 94H138V96H137ZM201 94V95H200ZM230 94V93H229ZM235 95V93L233 92L232 93V95L230 94V95H228V96H226L225 95V97H232V96H234ZM243 93L241 92V95H242ZM260 94V93H259ZM102 95V96H101ZM140 95V96H139ZM159 95V94H158ZM192 95V96H191ZM198 95V96H197ZM205 97V98H203V96ZM222 95H224V94H222ZM221 95V96H222ZM11 96V95H10ZM10 96H8L7 95V97L9 98ZM134 96V97H133ZM162 96V97H161ZM188 96V98H189V100L187 99V101L186 102H188V101H190V102H192L193 101V104H194V97L193 98H190ZM202 96V98L203 99H201L200 97ZM244 96H242V97H244ZM12 98H14L13 97V95L11 96ZM10 97V102H12V101H14V99L12 100V98ZM16 97V96H15ZM88 97V96H87ZM93 97H90L89 96V98H87V100H85L86 101V103H87V106L88 107H90L89 108V110L92 112V110H91V108H93L95 105H96V107H99V109H101V111L100 112H98V108H97V113H107L106 111L105 112H102V111H104L105 110V108L106 107H102L101 108V106L103 105V103L105 102H102L101 101V99H100V101L98 100V98L97 99H92ZM94 97V98H95ZM120 97V96H119ZM118 97V98H119ZM122 97V96H121ZM159 97V98H158ZM210 97V98H209ZM214 97V96H213ZM219 97V96H218ZM218 97H216L217 99H219L220 101H221V99H223V97L220 99V98H218ZM224 97V99H226ZM138 98V99H137ZM199 98V99H198ZM216 98H214V99H211V100H214V101H216ZM91 99V100H90ZM119 99H121V98H119ZM119 99H117V100H119ZM123 99V98H122ZM191 99V100H190ZM205 99V100H204ZM12 100V101H11ZM89 100H90V102H89ZM95 100H97L98 101V103H97V101H95ZM132 100V101H131ZM135 102H134V101ZM199 100H202V101H199ZM210 100V101H211ZM230 100V99H229ZM232 100V99H231ZM93 101V102H92ZM120 102H118L117 101V104H121V100H119ZM131 101V102H130ZM139 101V102H140ZM196 101H195V103H196ZM214 101H212V102H214ZM218 102V104L219 103H227V102H224V101H221V102ZM226 101V100H225ZM241 101H242V103H244V105H241V106H234V107H232V108H227L226 110H224V109H221L220 108V106L219 105H217V102L214 104V105H217L218 107L215 109V110H210V109H207V108H205L204 106H201L200 105V107L198 106L197 107V109H199V110H192V111H190V113H264V95H262L261 96V100L260 101H258V102H251V101H249V102H247L246 101V103H245V101H244V99H241ZM244 101V102H243ZM125 102H123V103H125ZM134 102V103H133ZM138 102V103H139ZM182 102H184V100H182ZM212 102H210V105H211V103ZM89 103H90V105H89ZM94 103H96L95 105H93ZM115 103V104H114ZM137 103V104H138ZM143 103V104H142ZM101 104V105H100ZM106 104V105H107ZM132 104V105H131ZM202 104V105H203ZM97 105H99V106H97ZM127 105V104H126ZM196 105V104H195ZM226 105V104H225ZM108 106V105H107ZM151 106H153V107H151ZM213 106V105H212ZM210 107V106H209ZM104 108V109H103ZM113 108H115V107H113ZM112 108V109H113ZM148 106H147V111H148ZM85 109H87L86 111H88V112H86L85 111ZM109 109V110H110ZM128 109H124L123 108V110L122 109H118V110H121L120 112L122 113L123 111H125L126 110V112L128 111ZM89 110H88V108L87 107H84V111L86 112V113H89ZM118 110H114L115 111V113L117 112H119ZM135 110V111H134ZM112 111V112H111ZM110 112L111 113H114L113 112V110H111ZM150 111V110H149ZM149 111H148V113H149ZM152 111H154V110H151V112ZM126 112H124V113H126ZM144 112L146 113V111L144 110ZM143 112V113H144ZM127 113H130L129 111L127 112ZM256 132H252V134L250 133L249 134V136H248V134L245 136L246 137V139H244V138H240V137H238L239 139L238 140H236V141H234L233 142V144L236 146V148H241V149H248V148H250V147H252V145L254 146V144L256 143V139H259V135L261 134V133H258L257 132V134H255ZM258 135V136H257ZM263 135V134H262ZM43 136V135H42ZM45 136H46V134H45ZM41 137V136H40ZM244 137V136H243ZM257 137V138H256ZM45 138V137H44ZM48 138V137H47ZM51 138V137H50ZM49 139V138H48ZM44 140V139H43ZM56 140V139H55ZM263 140V141H262ZM262 140H261V142H263L264 143V138L262 137ZM46 141V140H45ZM51 142H53V141H51ZM55 142H57V141H55ZM54 142V143H55ZM45 143H49V142H45ZM149 143H151V141L149 142ZM44 144V143H43ZM30 146V145H29ZM33 146V145H32ZM40 147H41V145H39ZM44 146H45V144H44ZM47 147H48V145H46ZM53 146V145H52ZM250 146V147H249ZM42 147H43V145H42ZM50 147V146H49ZM44 148V147H43ZM36 149V148H35ZM45 149V148H44ZM32 150V149H31ZM40 151V150H39ZM44 151V150H43ZM30 154V153H29ZM35 156V155H34ZM34 159H35V161H36V158L35 157H33ZM34 161V160H33ZM48 167V163H45L41 168H40V170H39V176H40V178L42 179L43 178V173H42V170L44 169V168H47ZM244 172V171H243ZM248 173V172H247ZM250 173H252V174H255V172L253 173V171H251ZM241 175V174H240ZM243 176H244V174H243ZM249 176H251L252 177V175H249ZM249 176H247V179H248V177ZM255 176H257V175H255ZM231 177H233V176H231ZM230 177V178H231ZM239 179H241V181H242V183L244 184H247L246 183V181L245 180H247L246 179V177H245V179H244V181L245 182H243V179H242V177H239ZM249 179H250V177H249ZM247 180V182L249 181L250 182V180ZM257 179H260L259 177H257ZM257 181V180H255V178L254 177H252V181ZM236 181H239V184L238 183H236V184H238L239 186L241 185V181L240 180H236ZM235 181V182H236ZM220 182V181H219ZM221 182H224V181H221ZM225 183V182H224ZM223 183V184H224ZM218 184V183H217ZM236 184H235V186H236ZM242 184V185H243ZM244 184V185H245ZM216 185V184H215ZM220 185V184H219ZM233 185V184H232ZM224 186V185H223ZM231 186V185H230ZM224 187H226V186H224ZM218 188V187H217ZM234 188H236V187H234ZM219 189V188H218ZM221 190V193L223 192L222 191V188H220ZM231 189V188H230ZM230 189H228L229 190V192H227L228 190H227V188L226 189H224V192L226 193V194H229V195H231V191H230ZM235 190V189H234ZM234 191H232V193H233ZM228 195H226V197H227ZM208 197V196H207ZM223 197H224V195H223ZM230 197V196H229ZM225 198V197H224ZM208 200V199H207ZM204 201V200H203ZM207 204V203H206ZM217 204V203H216ZM208 205V204H207ZM213 205V204H212ZM211 207V206H210ZM242 208V207H241ZM264 211V210H263ZM262 212V211H261ZM236 213V212H235ZM263 213V212H262ZM234 214V213H233ZM244 215V214H243ZM245 218V217H244ZM243 221H244V223H245V220L243 219ZM242 220H241V222H243ZM238 222V221H237ZM241 222H239V225L241 224ZM236 223V222H235ZM250 223V222H249ZM243 224V223H242ZM238 225V224H237ZM245 225V224H244ZM247 225V224H246ZM245 225V226H246ZM242 226V225H241ZM234 227H235V225H234ZM236 228V227H235ZM240 228H242V227H240ZM246 228V227H245ZM249 228V227H248ZM233 230L235 231L236 229H234L233 228ZM244 230V229H243ZM246 230V229H245ZM232 232V233H236V232ZM237 231V230H236ZM243 232H245V231H243ZM237 233H239L240 234V230H238L237 231ZM239 234H237V235H239ZM195 235V234H194ZM232 235V234H231ZM232 236H234V234L232 235ZM240 236V235H239ZM239 236H237V237H239ZM237 237H236V239H237ZM231 238H234V237H231ZM263 240V239H262ZM253 241V240H252ZM250 246V245H249ZM252 246V245H251ZM253 247V246H252ZM159 248V247H158ZM157 248V249H158ZM250 248V247H249ZM247 249V248H246ZM250 250H251V248H250Z\"/></svg>",
  "mask_w": 264,
  "mask_h": 264
}]
</instances>
